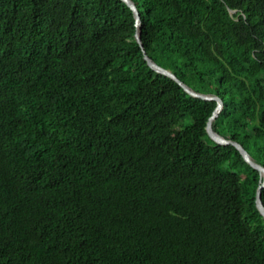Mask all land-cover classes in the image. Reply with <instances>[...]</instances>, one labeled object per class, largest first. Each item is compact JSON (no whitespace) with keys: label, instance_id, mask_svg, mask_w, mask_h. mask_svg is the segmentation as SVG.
Masks as SVG:
<instances>
[{"label":"trees","instance_id":"16d2710c","mask_svg":"<svg viewBox=\"0 0 264 264\" xmlns=\"http://www.w3.org/2000/svg\"><path fill=\"white\" fill-rule=\"evenodd\" d=\"M133 1L264 166V0ZM137 30L123 0H0V264H264L261 172Z\"/></svg>","mask_w":264,"mask_h":264},{"label":"water","instance_id":"95a60500","mask_svg":"<svg viewBox=\"0 0 264 264\" xmlns=\"http://www.w3.org/2000/svg\"><path fill=\"white\" fill-rule=\"evenodd\" d=\"M128 4V6L132 9V12H134L135 18H136V27L138 28L135 38L138 44L141 46L143 53H144V58L147 61L148 65L155 70L159 74L166 75L173 80H175L178 84H180L186 92H188L190 95L207 100V101H216L217 106L210 117L208 124H207V132L209 136L211 137V140L215 141L216 143L220 145H234L237 149H239L240 153L243 155L244 159L255 169H258L261 172V175L263 177L260 186L258 187L257 190V195H256V206L261 212V214L264 216V202L262 200V191L264 189V166L260 165L257 163L253 157L250 155V153L246 150V148L239 142L228 139L225 136L219 134L215 129H214V121L218 118L220 113L222 112L224 108V101L221 97L213 95V94H205L201 92L195 91L193 88H191L188 84L183 82L172 70L160 66L158 63H156L151 57L147 54V51L144 47L143 41H142V36L140 32V27L142 23V16L141 13H139V9L137 4L133 0H123ZM236 10H230L231 13H234Z\"/></svg>","mask_w":264,"mask_h":264}]
</instances>
